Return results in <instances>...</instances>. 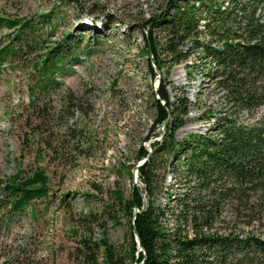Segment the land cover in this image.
<instances>
[{
    "label": "rangeland",
    "instance_id": "rangeland-1",
    "mask_svg": "<svg viewBox=\"0 0 264 264\" xmlns=\"http://www.w3.org/2000/svg\"><path fill=\"white\" fill-rule=\"evenodd\" d=\"M167 2L0 0V17L17 20H40L54 7L60 8V15H54L56 28L52 35L50 27H41L35 32L37 37L43 32V38L48 39L46 46L57 48L62 44L63 34L84 35L82 46L88 48V53L77 55L78 61L68 65L59 79L63 86L47 101L48 112L54 117L47 122L44 129L47 137L43 138L50 140L52 131L62 136L63 145L59 147L62 156L58 160L48 147H39L40 138L31 135L33 125L39 128L42 122L38 121L39 111L28 107L31 96L26 89V75L5 66L1 68L0 181L5 182L21 170L30 173L40 167L49 178L51 196L47 201H35L34 215L30 211L10 215L0 210V264H92V257L97 264H105L102 247L89 248L85 254L81 249L85 238L98 241L103 231L114 257L121 258L124 264H134L129 257L127 214L107 212L105 205L109 190L121 187L127 197L134 182L144 188L137 178L142 161L131 170V179L127 172L140 145L153 152L149 143L161 140L160 135L144 141L147 136L164 131L153 125L157 110L151 94L158 83L166 86L170 102L178 103V98L189 102L184 124L175 132L178 141L190 134L215 135L217 121L233 120L238 125L251 126L264 120V102L251 111L232 106L222 89V70L203 53L200 42H206L207 36L200 37L196 44L183 43L179 48L189 53L174 61L164 50L169 40L165 33L158 28L146 31L145 22L154 16H164ZM91 26L94 28L85 29ZM146 33L160 46L163 60L155 81L141 52L142 36ZM5 34L7 31L0 29V37ZM259 90L264 96V80ZM65 108L67 112L63 114ZM42 148L43 154L39 152ZM152 154L156 162L155 205L165 210L162 226L171 228L180 207L176 199L169 201V198L180 197L189 190L192 199L206 193L198 195L191 189L194 180L190 183L181 180L183 173L176 157ZM253 195L246 202L230 200L222 204L206 233L231 239L264 237V199H259L257 193ZM118 220L120 225L116 224ZM191 226L188 222L189 235Z\"/></svg>",
    "mask_w": 264,
    "mask_h": 264
},
{
    "label": "trees",
    "instance_id": "trees-1",
    "mask_svg": "<svg viewBox=\"0 0 264 264\" xmlns=\"http://www.w3.org/2000/svg\"><path fill=\"white\" fill-rule=\"evenodd\" d=\"M167 6L164 16L148 19L145 27L147 32L158 28L165 33L169 40L164 50L170 58L174 61L184 58L189 52L179 48L183 43L196 44L200 37L207 36L206 42H200L203 53L222 70V89L232 106L251 111L262 104L264 96L259 84L264 80V0H168ZM59 13L60 8L54 7L36 21L0 17V29L7 31L0 37V71L5 66L26 75V89L31 96L28 107L39 111L38 121L42 122L39 128L33 125L35 129L32 128L31 135L34 139L40 138L39 147H48L56 160L62 156L59 147L63 139L53 131L48 137L50 140L43 138L47 137L44 130L47 122L54 117L48 112L47 101L63 86L59 79L68 65L78 61L77 55L88 53V48L82 46L84 35L63 34L62 44L57 48L46 46L48 39L43 38V32L37 37L36 30L45 27H50L52 35L56 28L54 15ZM105 17L110 15L105 14ZM112 23L110 21V25ZM142 41L141 52L155 81L163 67L160 46L147 33ZM152 90L151 100L157 110L153 125L160 129L166 125L165 130L144 139L148 141L161 135L160 141L149 143L153 152L140 145L135 162L128 166L127 172L131 179V170L142 161L137 168V178L144 188L135 186L127 197L121 187L109 190L105 205L107 212L127 214L131 261L134 264H263L264 237L241 239L233 236L231 239L206 232L226 201L246 202L255 193L259 194V199H264V120L242 126L225 119V122L217 121L215 135L190 134L178 141L175 132L184 124L183 116L188 112L189 102L186 99L182 102L180 98L178 103L170 102L166 86L161 84ZM66 112L67 108L62 110L63 114ZM43 151L44 148L39 150L42 154ZM156 152L176 157L183 173L181 180L184 179V183L194 180L195 186L191 189L198 195L206 193L192 199L189 190L180 197H170L169 201L176 199L180 207L171 228L162 226L165 210L155 205L156 162L152 153ZM50 196L49 178L40 167L30 173L21 170L5 182L0 181V210L10 215L29 211L34 215L35 201H47ZM188 222L192 224L191 235L186 230ZM116 224L121 223L118 220ZM136 238L141 250H138ZM81 247L83 254L89 248L102 247L105 264H124L121 258L114 257L105 231L98 241L85 238ZM90 261L97 264L94 257Z\"/></svg>",
    "mask_w": 264,
    "mask_h": 264
},
{
    "label": "water",
    "instance_id": "water-1",
    "mask_svg": "<svg viewBox=\"0 0 264 264\" xmlns=\"http://www.w3.org/2000/svg\"><path fill=\"white\" fill-rule=\"evenodd\" d=\"M163 129L165 130V125H164V127H163ZM144 162V161H143ZM133 185V188H134V186H135V182L132 184ZM134 209H136V208H134ZM136 212H134V214H135ZM136 243H137V246H138V248H139V250H141V245H140V242H139V240L136 238Z\"/></svg>",
    "mask_w": 264,
    "mask_h": 264
},
{
    "label": "bare ground",
    "instance_id": "bare-ground-1",
    "mask_svg": "<svg viewBox=\"0 0 264 264\" xmlns=\"http://www.w3.org/2000/svg\"><path fill=\"white\" fill-rule=\"evenodd\" d=\"M159 84V83H158ZM166 126V125H165ZM164 127V126H163Z\"/></svg>",
    "mask_w": 264,
    "mask_h": 264
}]
</instances>
